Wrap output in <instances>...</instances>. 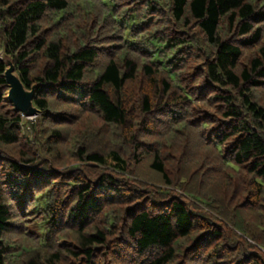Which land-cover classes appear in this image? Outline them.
Returning a JSON list of instances; mask_svg holds the SVG:
<instances>
[{"label":"trees","instance_id":"obj_1","mask_svg":"<svg viewBox=\"0 0 264 264\" xmlns=\"http://www.w3.org/2000/svg\"><path fill=\"white\" fill-rule=\"evenodd\" d=\"M1 51L0 264H264V0H0Z\"/></svg>","mask_w":264,"mask_h":264},{"label":"water","instance_id":"obj_2","mask_svg":"<svg viewBox=\"0 0 264 264\" xmlns=\"http://www.w3.org/2000/svg\"><path fill=\"white\" fill-rule=\"evenodd\" d=\"M0 59L6 65L4 79L8 87L7 99L13 106V110L20 112L26 118L34 117L38 114V109L33 105L35 85L30 89L26 88L19 76L14 72L12 58L0 52Z\"/></svg>","mask_w":264,"mask_h":264},{"label":"rangeland","instance_id":"obj_3","mask_svg":"<svg viewBox=\"0 0 264 264\" xmlns=\"http://www.w3.org/2000/svg\"><path fill=\"white\" fill-rule=\"evenodd\" d=\"M262 97H264V89H263ZM24 118L30 120L31 122H35V120H36V116L32 117L31 119L26 118V117H24ZM25 121H27V120H25ZM27 129H29L28 126H27ZM183 196L187 197L186 195H183ZM190 200H192V199H190ZM192 201H194V200H192Z\"/></svg>","mask_w":264,"mask_h":264},{"label":"built area","instance_id":"obj_4","mask_svg":"<svg viewBox=\"0 0 264 264\" xmlns=\"http://www.w3.org/2000/svg\"><path fill=\"white\" fill-rule=\"evenodd\" d=\"M23 116V115H22ZM32 118V117H31ZM31 118H29V119H31Z\"/></svg>","mask_w":264,"mask_h":264}]
</instances>
